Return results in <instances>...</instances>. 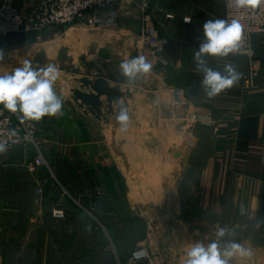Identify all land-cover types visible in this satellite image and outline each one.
<instances>
[{"label":"crops","instance_id":"1","mask_svg":"<svg viewBox=\"0 0 264 264\" xmlns=\"http://www.w3.org/2000/svg\"><path fill=\"white\" fill-rule=\"evenodd\" d=\"M10 1L25 13L36 0ZM151 3L153 25L167 40L165 64L133 84L120 75V62L136 57L133 45L142 27L140 0H121L114 25L89 28L93 44L104 47V53L90 55L100 71L88 74L95 78L87 77L85 86L57 90L64 98L62 116L35 121L46 165L30 173V151L1 153L0 264H131L136 244L150 247L153 241L173 259L183 252L184 259L169 264H184L197 237L207 245L218 239L220 228L234 233L221 243L235 239L253 253L233 257L231 264H264V35L251 39L258 66L252 87L241 83L247 69L243 58L205 57L214 70L232 64L241 73L237 84L210 98L192 55L204 39V22L223 19V0ZM33 38V32L24 31L0 35V47ZM175 87L210 109L217 130L199 124L193 141L186 142L185 133L177 134L169 116H163L164 127L148 136L155 161L137 156L133 161L121 148L123 139L117 141L112 132L116 118L97 110L117 100L127 108L133 99L142 108L137 98L148 95L156 115L160 110L168 115L164 102ZM149 175L157 180H146ZM153 264L160 263L154 258Z\"/></svg>","mask_w":264,"mask_h":264},{"label":"built area","instance_id":"2","mask_svg":"<svg viewBox=\"0 0 264 264\" xmlns=\"http://www.w3.org/2000/svg\"><path fill=\"white\" fill-rule=\"evenodd\" d=\"M120 2L121 0H36L25 13H20L10 0H3L0 2V35L33 32L35 39L39 40L45 30L55 26H71L78 18H82L90 26L109 24L115 21V8ZM151 2L152 0H140L142 27L135 38V45L140 47L137 55L145 56L151 62L152 68H155L159 62H164L162 53L167 40L158 34L153 25ZM235 16H239V13L229 7L228 0H223V19L230 21ZM241 23L244 31L239 51L229 55L246 60L247 69L242 74L241 83L248 88L253 86L258 75L251 39L256 35H264V10L245 13ZM170 98L171 108L179 116V125L187 137L193 135V129L199 123L211 125L214 131L217 130L211 120V112L186 99L181 88H172ZM20 116L19 112L11 113L0 105V143L5 145V149L20 148L31 151L33 157L27 162L26 169L34 173L38 167L46 165L37 138V124L33 120L21 122ZM187 137L186 142L191 140ZM36 192L40 193V189H36ZM55 215L62 216V213L57 211ZM128 261L131 264L140 261L154 263L150 248L144 244H136Z\"/></svg>","mask_w":264,"mask_h":264},{"label":"clouds","instance_id":"3","mask_svg":"<svg viewBox=\"0 0 264 264\" xmlns=\"http://www.w3.org/2000/svg\"><path fill=\"white\" fill-rule=\"evenodd\" d=\"M228 3L239 16L230 21L219 18L206 20L203 24L204 39L192 55L197 71L203 74L201 85L210 98L237 84L241 73L232 64H225L222 72L214 70L208 67L205 57H227L238 52L244 31L241 19L247 12L264 10V0H228ZM185 20L190 21L187 18ZM4 60L5 52L0 49V62ZM152 67L151 62L140 55L122 60L119 71L126 83L133 84L140 76L149 74ZM60 76L61 69L56 63H46L41 67L34 66L30 60H24L22 65L11 73L0 75V105L11 113L19 112L21 122L40 121L46 116H62L64 98L56 90ZM116 104V122L126 130L130 122L128 111L122 101L117 100ZM3 151L5 145L0 143V152ZM216 235L218 239L207 245L196 242L188 247L184 264H231L233 257L251 258L253 255L250 248H245L235 239H227L221 243L220 238L234 235L232 230L220 228Z\"/></svg>","mask_w":264,"mask_h":264},{"label":"rangeland","instance_id":"4","mask_svg":"<svg viewBox=\"0 0 264 264\" xmlns=\"http://www.w3.org/2000/svg\"><path fill=\"white\" fill-rule=\"evenodd\" d=\"M82 20V18H78L71 26H55L51 29L45 30L41 33V37L39 40L35 39V33H33L34 38L32 39V41L17 42L8 46L0 47V49H3L5 52V60L3 62H0V75L4 73H11L16 67L21 66L24 60H30L33 62L34 66L39 65L41 67L45 66L46 63L51 62L58 64L61 69V76L57 81L56 90H60L59 92H61L63 87L71 85H75L77 88L85 86L87 82L90 81L88 79L89 77L91 79L95 78L88 74L95 73V71H100V68H98L95 62H93L90 55H93L94 53H104V47L101 46L100 48H97V46L93 44L89 28H94V26H90V24H88L87 22H83ZM110 24L114 25L115 21ZM104 25L105 24H101L100 26ZM96 26L97 25H95V27ZM133 47V52L136 54V56H138L137 52L140 51L139 45L134 44ZM158 64L164 65L165 62H159ZM58 87L59 89H57ZM181 89L183 90V88ZM183 93L186 99L191 101L184 90ZM67 96H69L70 98L72 94L69 93L67 94ZM73 96L75 99V93ZM79 96L80 98H82L83 94L80 93ZM125 99L130 100L131 96H126ZM137 99L141 101L140 105L143 106L142 108L135 107V105H133L134 103H136L135 99L131 100L132 102L127 101L126 105H128L129 107L126 108L124 106L128 111L130 120H133L134 123L129 124L126 130H124L119 124H116L114 125L115 130H113L112 132L115 136H117V141L120 138L123 139L124 146H122L121 148L125 147V149L129 151V155L132 157L133 161L137 160V156L139 158L143 157L144 161L147 160L149 163H151V160L155 161V159L150 158L151 152L149 150H151L153 142L148 139V136H150V134L152 133L157 134L160 131V127L163 126L160 123V118H164L163 116H169V127H171L172 129L175 128V132L177 134H183L182 128L179 125V116H177L175 111L171 108V99L168 102H164V104L169 105L168 115H163V110H160L158 115H156L158 111L155 109L150 96L144 95L138 97ZM192 103L197 105L198 107L206 108L209 112H211L209 108L201 104L194 102ZM105 107H107L106 110H102L101 108V110H97L98 114L104 116L105 113L108 112L109 116L115 117V113L118 110V105L115 104L110 107H108L107 105ZM211 120H213L214 124L216 125L215 120L213 118ZM154 121L156 126H154L152 123ZM199 124H197L196 126H198ZM136 133L141 136H136ZM38 134L39 128L37 125V138L41 146V142L39 139L40 136ZM185 137H187L186 134ZM187 138L191 137L188 136ZM191 141H193V139H191ZM12 149L14 150V148H8L5 149V151ZM149 168V171H151L152 167L150 165ZM131 175L135 177L134 173H129V176ZM145 179L150 181L154 179V181H156L157 177H151V175H149ZM151 239L153 240L154 238ZM166 240L168 241V239H165V243H167ZM193 240L196 239L193 238ZM196 241L199 242V237H197ZM155 242L153 241L150 247H148L150 248L153 259L155 258L156 262H159L160 264H169L173 262L179 263V259H184L183 252L178 253L174 259L173 256H171V259L168 254V249H166V251L161 250L160 248H158L160 246Z\"/></svg>","mask_w":264,"mask_h":264}]
</instances>
